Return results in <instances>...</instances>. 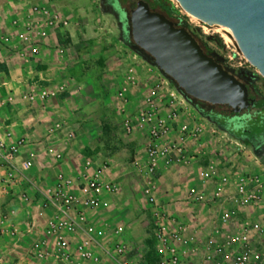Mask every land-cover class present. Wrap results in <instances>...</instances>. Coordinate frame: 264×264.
<instances>
[{
  "label": "rangeland",
  "instance_id": "obj_1",
  "mask_svg": "<svg viewBox=\"0 0 264 264\" xmlns=\"http://www.w3.org/2000/svg\"><path fill=\"white\" fill-rule=\"evenodd\" d=\"M135 1L126 0L123 6L129 11L128 5ZM23 6L31 15L29 25L9 29L19 23L10 20ZM0 9L5 12L0 29L4 27L12 38L0 46V79L8 82V90L0 91V137L9 131L15 138H24L20 151L36 153L31 176L39 184L58 173L75 177L85 158L93 167L106 162L104 178L120 186L112 207L135 244L144 248V255L152 240L151 208L136 168L146 161L151 130L163 125V143H177L181 134L176 126L187 122L199 125L202 132L185 142L181 154L172 153L167 166H159L155 194L164 206L167 201L168 210L188 209L195 219L210 215L208 203H188L187 191L197 182L204 156L219 158L234 149L237 139L202 116L154 64L125 44L119 13L108 0H0ZM179 13L191 28L195 26L193 18L180 9ZM18 28L27 29L24 39L18 38ZM209 32L221 38L223 46V38L229 45L224 48L208 40L209 47L222 56L234 48L225 29L216 26ZM243 70L256 72L249 64ZM30 84L48 91L44 102L32 106L20 99ZM9 92L12 100L6 97ZM241 144L251 157L250 147ZM48 145L62 152L59 163L45 156ZM16 197V189L0 190V219L9 220L3 222L4 230L14 223L22 233L25 223ZM30 206L26 209L32 214ZM32 238L0 234V264H61L48 257L33 258Z\"/></svg>",
  "mask_w": 264,
  "mask_h": 264
},
{
  "label": "built area",
  "instance_id": "obj_2",
  "mask_svg": "<svg viewBox=\"0 0 264 264\" xmlns=\"http://www.w3.org/2000/svg\"><path fill=\"white\" fill-rule=\"evenodd\" d=\"M192 22L193 28L186 24L209 46L207 36L213 34L209 30L216 26ZM24 31L27 29L18 32V38L24 39ZM223 43L229 48L224 38ZM233 47L223 60L227 69L237 73L248 63ZM48 95L46 89L30 84L19 97L33 106ZM6 97L12 100L13 94L9 92ZM176 127L181 134L177 143H163V125L151 130L146 161L136 168L151 208L154 264H264V162L251 151V157L243 152L239 140L233 150L220 153L217 159L204 156L198 164L197 182L186 195L192 203L210 205V217L196 223L200 219L191 221L178 210H168V204H161L155 194L159 166H167L175 152H183L188 139L202 132L199 125L187 122ZM24 142L23 137L15 138L9 131L0 137V190H17L18 210L26 220L21 233L14 223L4 230L3 222L9 220L1 218L0 234L33 237L29 251L38 260L48 257L61 264H147L144 248L135 244L112 207V197L120 193V186L116 180L104 178L106 162L93 167L82 157L78 175L58 173L42 185L31 176L36 153L20 151ZM44 154L56 163L63 159L62 152L52 145ZM31 204L37 207L32 214L26 209Z\"/></svg>",
  "mask_w": 264,
  "mask_h": 264
},
{
  "label": "water",
  "instance_id": "obj_3",
  "mask_svg": "<svg viewBox=\"0 0 264 264\" xmlns=\"http://www.w3.org/2000/svg\"><path fill=\"white\" fill-rule=\"evenodd\" d=\"M173 1L199 23L227 26L239 54L264 80V0ZM129 23V47L145 53L185 99L227 106L234 113L252 105L248 86L236 72L223 67L184 26L152 10L146 0L137 1Z\"/></svg>",
  "mask_w": 264,
  "mask_h": 264
},
{
  "label": "trees",
  "instance_id": "obj_4",
  "mask_svg": "<svg viewBox=\"0 0 264 264\" xmlns=\"http://www.w3.org/2000/svg\"><path fill=\"white\" fill-rule=\"evenodd\" d=\"M125 1L126 0H108V3L119 13L124 32L123 39L127 40L126 29L128 27V18L123 9ZM148 1L153 10L163 13L168 18L177 16L179 13V9L171 0ZM207 39L213 41L217 45L223 46L221 38L218 36H207ZM198 40L202 42L199 35ZM237 74L238 77L247 84L250 96L253 99L252 105L242 112L234 113L231 108L227 106L207 104L189 96L186 100L192 104L202 116L206 117L218 128L250 147L253 154L264 162V80L261 79L256 72L249 70H240ZM259 81L261 84H258ZM257 126H263L262 131L259 133L253 131V128ZM146 246L149 248L146 254H144V259L147 264H154L156 255L153 248V240H150Z\"/></svg>",
  "mask_w": 264,
  "mask_h": 264
},
{
  "label": "crops",
  "instance_id": "obj_5",
  "mask_svg": "<svg viewBox=\"0 0 264 264\" xmlns=\"http://www.w3.org/2000/svg\"><path fill=\"white\" fill-rule=\"evenodd\" d=\"M26 9H28V8H26V6H23V8H20V11L18 12V13H15L14 15H13V17H12V19L10 20V21H12V20H14V19H17L18 21H19V23L17 22V23H12L13 24V26H9L8 28L9 29H16L17 30V27H16V25L15 24H19V25H21V26H25V25H29V21L31 20V15H30V13L29 12H27L26 11ZM3 14H5V12H4V10H1L0 9V19H1V16L3 15ZM15 22V21H14ZM19 29V28H18ZM21 29H19L18 30V32L20 31ZM5 31H7V30H4V27L2 28V29H0V46H3V45H7V43L6 42H10V39H12V38H9L8 37V33L7 32H5ZM10 34V33H9ZM17 37V36H16ZM13 42V41H12ZM0 81L2 82V83H4V84H1L0 85V91H7L8 90V85H7V81L4 79V78H1L0 79ZM8 94V93H7ZM164 198V196H162V199ZM166 203H167V201H166ZM188 203H191L193 206H194V203H192V201H188ZM31 209H33V211L32 212H34L35 210H36V205L35 204H31ZM190 209H191V207H190ZM176 210H178L179 211V213H180V215H182V217H184V218H187V219H190L191 221L194 219V217L191 215V213H190V211L188 212V209H183V208H181V207H178ZM209 210V209H208ZM187 211V212H186ZM210 211V210H209ZM210 216H207V217H205V218H209ZM205 218H201L200 220H198L196 223H202V221H204V219ZM20 219H21V221H23V223H25L26 222V220H25V217L23 216V217H20Z\"/></svg>",
  "mask_w": 264,
  "mask_h": 264
},
{
  "label": "flooded vegetation",
  "instance_id": "obj_6",
  "mask_svg": "<svg viewBox=\"0 0 264 264\" xmlns=\"http://www.w3.org/2000/svg\"><path fill=\"white\" fill-rule=\"evenodd\" d=\"M137 1L139 0H136L134 4H130L128 5V8H129V11L126 10V8L123 6V9H124V12H125V15L126 17L128 18V27L126 29V35H127V40H124L125 44H127L128 46L132 43V38H131V33H130V23H129V14H130V11L135 7ZM148 3L149 1L146 0ZM150 5V4H149ZM150 8L153 10V8L150 6ZM171 19L174 23H176V25L178 27L180 26H184L197 40H198V34L196 31L192 30L185 22V19L183 17L182 14L178 13L177 16H173L172 18H169ZM199 41V40H198ZM199 43L201 44L203 50L209 54V55H212L214 56V58L220 62L222 64L223 67L226 68L225 64H224V60H223V56L221 55V53L217 52L216 50H212L210 49L208 46H206L205 44H203V42H200ZM140 54L142 56H144L145 58L147 57L145 53L143 52H140Z\"/></svg>",
  "mask_w": 264,
  "mask_h": 264
},
{
  "label": "bare ground",
  "instance_id": "obj_7",
  "mask_svg": "<svg viewBox=\"0 0 264 264\" xmlns=\"http://www.w3.org/2000/svg\"><path fill=\"white\" fill-rule=\"evenodd\" d=\"M202 24H203V23H202ZM205 25H206V24H205ZM215 25H216L217 27H220V28H222V29H225V31H227L229 34H231L230 29H229L227 26L223 25L222 23H220V22H216ZM208 26H209V25H208ZM223 31H224V30H223Z\"/></svg>",
  "mask_w": 264,
  "mask_h": 264
}]
</instances>
